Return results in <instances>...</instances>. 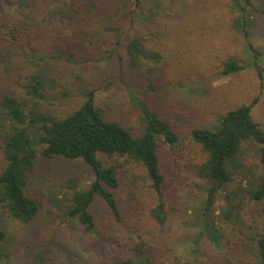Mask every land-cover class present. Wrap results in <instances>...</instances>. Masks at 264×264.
<instances>
[{"label": "trees", "instance_id": "16d2710c", "mask_svg": "<svg viewBox=\"0 0 264 264\" xmlns=\"http://www.w3.org/2000/svg\"><path fill=\"white\" fill-rule=\"evenodd\" d=\"M230 3L236 13L233 24L247 38L251 17L264 10L254 0H230ZM145 9L146 0H0V33L6 28L14 41L12 45H5L0 55L11 58L5 50L17 48L25 49L21 54L26 55L15 59L13 73L6 75L5 81L0 73V214L6 219L27 225L37 216L38 203L28 195L27 185L39 158L80 160L93 174V180L80 185L74 177L66 179L63 185L68 195L60 208L64 207L65 216L75 220L84 233L98 234L90 211L96 198L104 203L113 218L120 220L115 192L122 179L120 174L127 176V171L101 159L118 156L144 168L155 200L152 206L144 207V212L134 203L131 204L135 208L124 204L123 211L130 219L131 213L139 218L143 216L147 224L154 226L150 234L156 238L163 232L167 215L162 190V152L164 144L171 145L177 139L174 119H184L188 114L185 106L170 100L156 80L144 90L136 84L143 75H150L143 64L149 51L140 30H149V16L153 17V13L146 15ZM99 25L110 35L102 39L106 35L102 34V43L112 39L110 43L115 51L110 53V58L117 55L125 80L133 84L129 87L125 82L128 103L136 112V122L131 127L121 120L108 118L105 110L109 106L96 103L98 89L85 86L86 68L83 76L72 71L75 65L87 66L84 44L97 34ZM248 48L257 58L259 53L250 43ZM150 60L157 63L159 55L153 53ZM245 66L237 58H227L221 62L218 75L229 76ZM73 77L84 84L80 103L64 114L41 110L40 102L45 99L48 87H53L57 80L74 84ZM251 108L252 104L239 105L220 114L213 127L195 128L190 132L191 140L204 154L193 171L203 183L205 207L211 206L217 195L228 191L234 175L240 176L237 187L223 195L227 203L222 212L224 223L232 218L241 220L239 211L245 201L251 204L249 210L264 218V130L253 119ZM248 154L257 160V168L251 164L245 166ZM127 199L134 200L132 196ZM200 227V233L204 231L210 242L219 247L218 230L212 229L205 219L201 220ZM245 233L239 232L241 237L232 243L236 252L226 259L227 264H264V232L246 230ZM4 238L5 227L0 224V244ZM198 238L192 240L195 249ZM71 253L75 261L77 255ZM40 262L46 263L44 258ZM112 264L137 263L123 260Z\"/></svg>", "mask_w": 264, "mask_h": 264}, {"label": "rangeland", "instance_id": "374dc122", "mask_svg": "<svg viewBox=\"0 0 264 264\" xmlns=\"http://www.w3.org/2000/svg\"><path fill=\"white\" fill-rule=\"evenodd\" d=\"M254 2L264 10V0ZM146 6V15L153 13V17L149 16V30L141 28L140 34L146 38L149 52L143 64L150 75H143L136 84L144 90L156 80L170 100L185 106L188 114L184 119H174L177 139L171 145L164 144L162 152V190L167 215L163 232L156 238L150 234L154 226L147 224L143 216L139 218L131 213L133 218L130 219L123 211L124 204L126 207L137 204L141 212L145 211V206L154 204L150 182L142 166L118 156L101 158L106 164L127 171V176L120 174L122 179L115 192L120 220L113 218L104 203L96 198L90 211L98 234H86L75 220L65 216L60 204L64 205L68 195L63 185L66 179L74 177L80 185H86L93 180V174L80 160L39 158L27 185L28 195L38 203V214L27 225L0 214V224L5 227L0 264H112L123 260L137 264H227L226 259L236 252L232 243L241 237L239 232L244 235L246 230L264 232V218L249 210L251 204L246 201L239 211L241 220L232 218L230 222H223L222 212L227 206L223 195L237 187L238 175H234L228 191L217 195L211 206L205 207L203 183L193 171L204 154L190 138L192 129L211 128L220 114L242 104H252V117L264 130V13L251 17L249 36L245 38L233 24L236 13L230 0H146ZM102 26L99 25L93 38L85 41L87 66L75 65L72 71L82 75L86 68L82 76L87 82L85 86L98 89L96 103L109 106L105 110L108 118L121 120L131 127L135 125L136 112L128 103L125 82L129 87L133 84L125 80L117 55L110 58L115 49L110 43L112 39L102 43V34H106L102 39L110 38ZM4 29L0 33V50L14 42ZM248 43L259 53L257 58ZM23 50H5L10 53L8 59L0 55L2 81L13 73L15 59L26 56L21 54ZM153 53L159 55L157 63L150 60ZM27 55L30 56L28 52ZM227 58H237L240 65L246 66L238 73L220 76V64ZM73 79L74 84L57 80L53 87H48L45 99L40 102L41 110L59 114L72 111L81 101L84 85ZM256 163L251 154L246 155L245 166L251 164L257 168ZM127 196L134 200H125ZM203 219L218 230L219 247L210 242L204 231L200 233ZM196 238L199 242L195 249L192 240ZM71 252L77 255L75 261L71 259ZM40 258L46 263L40 262Z\"/></svg>", "mask_w": 264, "mask_h": 264}]
</instances>
